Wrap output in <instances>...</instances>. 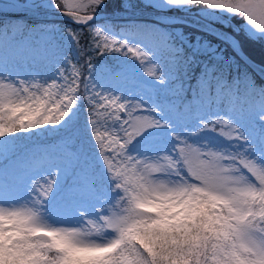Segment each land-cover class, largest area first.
I'll use <instances>...</instances> for the list:
<instances>
[{
	"label": "snow or ice",
	"instance_id": "1",
	"mask_svg": "<svg viewBox=\"0 0 264 264\" xmlns=\"http://www.w3.org/2000/svg\"><path fill=\"white\" fill-rule=\"evenodd\" d=\"M145 5L243 23L210 29L231 55L190 54L159 24L117 23L125 0L103 24L106 0L0 12V65L42 54L54 69L0 67V264H264V59L242 55L264 44V0ZM41 9L70 26L30 22ZM48 132L63 135L32 139Z\"/></svg>",
	"mask_w": 264,
	"mask_h": 264
},
{
	"label": "rangeland",
	"instance_id": "2",
	"mask_svg": "<svg viewBox=\"0 0 264 264\" xmlns=\"http://www.w3.org/2000/svg\"><path fill=\"white\" fill-rule=\"evenodd\" d=\"M12 2H13V0H0V10L6 9V10L10 11L11 9L8 8L7 6L10 5ZM38 2H40V0H38ZM45 2H46V0H45ZM108 2H111V1H108ZM112 2L113 3H110L111 4L110 7H112V9H108V7L106 6L104 10H106V9L107 10H113V8L116 7V6H113V4L116 1L112 0ZM145 2H146V0H125L126 7H128L129 9L153 8L152 6L145 5ZM118 4L120 5V1L118 2ZM167 9H169V8H163L160 6H157L156 8H154V10H165V11H167ZM104 10H102L100 12H106ZM171 12L195 13V12H190V11L185 12V11L180 10V9H173V11H171ZM195 14H198V13H195ZM198 15L204 17L201 14H198ZM129 16H130L129 18L120 19V20H122V22H119V23L135 22V23H139V24H147L149 26H155V25L159 24L161 26L162 30H166L170 33L174 32V33L182 35V38L185 41V44L188 47H190L192 50L195 48L198 41L199 42L208 41L213 45H217L215 42H211L210 39L203 37L202 32H200V31L192 32L190 30V27L187 26L185 23H182L180 21H176L172 17H169V16H157V17L152 16L151 18L147 17V18H144L141 20H137V18L132 17V15H129ZM47 17H55V16L47 14L43 18H47ZM206 19H216V18H206ZM45 20H48V19H45ZM104 22L105 21H102V22L97 21L96 23L103 24ZM66 44H68V46H69V42H67ZM220 48L222 49V47H220ZM224 53H227V52L222 51L221 54H224ZM227 54L231 55V53H227ZM30 57L31 56H21L17 60L7 59V62L4 65H0V67H4L7 69L4 73L5 75H8V72H12V73L19 72L21 74V77H23L25 73L45 72V71H49V70H54V69H52V66L48 60L46 61L47 62L46 66H44L42 69L38 70L37 67H39V65H37L36 63H33V61L30 60ZM33 57L38 58L39 54H36ZM113 60L114 59L112 58L110 62H112ZM148 79L149 78H147L146 76L141 77L143 91H140V89H137V91H140V94L144 97V99L146 101L148 100L149 96H152V99L155 100L156 95H155L154 90L150 86V84L147 82ZM170 95H171V93L168 94V98L173 100V98ZM160 99L166 103L168 102V100L165 99L163 93H161ZM58 140H59V138H57L55 141L49 142L46 146L56 145L58 143ZM42 146H44V145H42Z\"/></svg>",
	"mask_w": 264,
	"mask_h": 264
},
{
	"label": "trees",
	"instance_id": "3",
	"mask_svg": "<svg viewBox=\"0 0 264 264\" xmlns=\"http://www.w3.org/2000/svg\"><path fill=\"white\" fill-rule=\"evenodd\" d=\"M113 1H116L113 4V6H116V7H114L113 10L114 9H118L119 6H120L118 4V2L120 0H113ZM110 3H113V2L112 1L111 2L107 1L106 2V6L108 7V9H112V7H110V5H111ZM167 10L173 11L172 8H169ZM104 11L110 12L111 10H107L106 9ZM45 19H48V20H45ZM208 20L210 22H212V23H214V24H216V25L228 30V31L236 30L237 32L239 31L240 25L243 23V21L239 17H230V18H227V19L216 18V19H208ZM30 22H40V23H47L48 22L47 24L55 25L57 28H61V29H67L70 26L69 21L67 19L58 18V17L34 18V21H30ZM119 22H120V20L117 21V23H119ZM186 25L190 27V30L192 32H197V31L202 32V36L203 37L210 39L211 42H215L218 47H222V50L224 52L231 53L229 49L224 48L223 45L220 44V41L218 40V38L215 35H212V34L208 33L207 31L201 30V29H199V28H197L195 26H192L190 24H186ZM57 41H58L59 45H62L63 43H67L68 42L67 39H63V41L57 39ZM185 46L189 50V53L191 54L192 49L190 47H188L186 44H185ZM70 47H71L70 43H69V46H68V44H66L65 49L70 48ZM245 53L249 57H251L253 60H255L257 62H260L262 59H264V44H261L259 41H254V42H252V43L247 45V51ZM6 55H7L8 58H12L10 53H8ZM16 57H18V56H16ZM112 58L115 59L114 56L107 57L106 59L110 62ZM197 59L203 61L205 59V57L202 54L198 53L197 54ZM256 80H257L258 83L261 82L259 76H256ZM187 87L188 86L185 85L186 89H187ZM175 99L176 98L174 97V100ZM191 99H192L191 92L188 91L186 93V101L187 100H191ZM177 102H179V101H177ZM62 135H63L62 132H48V133H44V134L40 135L39 137H33L32 139L37 144L47 145L49 142L55 141L57 138H60Z\"/></svg>",
	"mask_w": 264,
	"mask_h": 264
},
{
	"label": "water",
	"instance_id": "4",
	"mask_svg": "<svg viewBox=\"0 0 264 264\" xmlns=\"http://www.w3.org/2000/svg\"><path fill=\"white\" fill-rule=\"evenodd\" d=\"M0 12H3V11H0ZM48 13L56 14V13H53L51 11H40L39 14H38V16H44V15H46ZM116 14H117L116 12H112L110 14L97 15L96 16V21H98L101 18L113 16V15H116ZM130 14H132V15H141V16H169V17H175L176 19H180V20H183V21H185L187 23H190V24H192V25H194V26H196L198 28H201V29H203V30H205V31L213 34V35H215V34L210 29H221V30H225V29H223V28H221V27H219V26H217V25H215L213 23H210V22L204 20L203 18L198 17V16L193 15V14L170 13V12H164V11H154V10H141V9H137V10H130L128 12H120L118 15L119 16H126V15H130ZM57 15H59V14H57ZM60 16H63V15H60ZM63 17H65V16H63ZM225 31H227V30H225ZM242 55L249 57L245 53H242ZM255 63L258 64L256 61H255Z\"/></svg>",
	"mask_w": 264,
	"mask_h": 264
}]
</instances>
